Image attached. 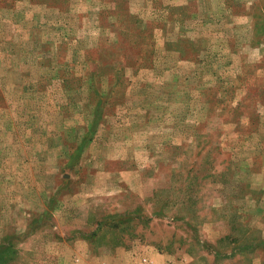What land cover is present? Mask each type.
Wrapping results in <instances>:
<instances>
[{"label": "rangeland", "instance_id": "374dc122", "mask_svg": "<svg viewBox=\"0 0 264 264\" xmlns=\"http://www.w3.org/2000/svg\"><path fill=\"white\" fill-rule=\"evenodd\" d=\"M264 264V0H0V264Z\"/></svg>", "mask_w": 264, "mask_h": 264}, {"label": "built area", "instance_id": "2783aa9c", "mask_svg": "<svg viewBox=\"0 0 264 264\" xmlns=\"http://www.w3.org/2000/svg\"><path fill=\"white\" fill-rule=\"evenodd\" d=\"M135 264H178V262L165 259L158 261L148 255H142L135 261Z\"/></svg>", "mask_w": 264, "mask_h": 264}]
</instances>
